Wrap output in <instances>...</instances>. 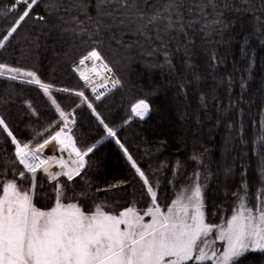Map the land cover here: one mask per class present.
<instances>
[{"label":"trees","instance_id":"trees-1","mask_svg":"<svg viewBox=\"0 0 264 264\" xmlns=\"http://www.w3.org/2000/svg\"><path fill=\"white\" fill-rule=\"evenodd\" d=\"M47 2L39 0L32 12V16H45L47 23L28 18L14 38L0 48V63L34 70L42 81L54 86L52 94L61 106L65 110L75 108L74 131L81 145L94 143L106 134L78 97L57 89L84 90L73 63L85 48L100 39L103 55L122 84L99 102L86 94L105 122L116 128L119 139L150 180L154 184L159 181V202L169 203L199 167L201 177H210L205 196L207 219L219 223L221 217L231 215L235 199L232 192L241 180V165L247 170L249 196L255 198L260 165L255 144L264 115V0H216L215 11L208 5L202 12L199 6L207 0H178L184 31H161L166 48L156 38L155 28L150 25L144 34L138 33L139 21L133 15H124L123 10L108 8L112 15L103 17L97 35L95 0L88 9L92 20L75 7L69 9L72 0H56L58 7L50 13L44 7ZM136 2L140 10L151 15L166 0ZM5 3L7 0H0V6ZM217 13L223 25L212 23ZM9 20L0 17V31ZM160 27L163 29V24ZM82 28L85 31L81 32ZM165 50L170 64L165 61ZM213 55L217 59L213 60ZM138 98L149 102L150 114L144 120L132 119L125 124L131 114L130 105ZM25 101H30L32 107ZM0 116L23 140L42 134L57 119L39 87L1 77ZM5 137L0 131V171L7 163L11 178L14 148ZM53 147L46 148L45 154H52ZM200 153L203 162L198 165L192 156ZM86 160L81 175L69 182V196H75L85 208L101 201L119 208L134 198L137 207L145 206L142 182L112 138L103 139ZM229 166L234 176L226 173ZM43 175L38 172V176ZM120 180L127 183L105 188ZM169 181L179 183L174 187ZM45 189L51 194L47 184ZM82 192L87 195H78ZM40 199L37 206L44 202L43 194ZM214 205L216 214L211 215ZM241 264H264V253H251Z\"/></svg>","mask_w":264,"mask_h":264},{"label":"snow or ice","instance_id":"snow-or-ice-1","mask_svg":"<svg viewBox=\"0 0 264 264\" xmlns=\"http://www.w3.org/2000/svg\"><path fill=\"white\" fill-rule=\"evenodd\" d=\"M91 3L92 0H72L69 9L75 7L92 20L88 15ZM37 5L38 0H7L0 6V17L5 20L11 17L6 28L0 31V48H4L14 38L28 18L47 23L43 15L32 16ZM208 5L214 11L218 7L216 0H207V4L199 6L200 11ZM44 7L50 13L58 4L56 0H48ZM110 7L123 10L124 15L135 16L139 21L138 33L144 34L150 25L155 28L156 38L162 48H166V42L161 31L165 34L174 29L184 31L180 11L182 5L178 0H166L151 15L140 10L136 0H95L97 35L104 23L103 17L112 15L107 11ZM219 17L220 13H217V19L212 23L223 25L224 21ZM102 44L103 40L93 41L73 63L84 87L91 89L96 100L105 95L108 85L116 88L122 84L103 55L100 48ZM164 57L170 64L167 50L164 51ZM212 59L217 57L213 55ZM4 76L12 80H26L38 86L50 101L57 119L42 134L38 132L36 137L23 140L14 134L4 117L0 116V131L6 134L5 139L14 148L11 178H8L7 163L0 171V264H241L249 252L264 253V115L260 119L256 137L258 143L255 144L260 165L259 187L254 203L249 202L247 170L241 165V180L236 191L232 192L235 199L231 215L221 217L219 223H214L206 218V183L200 182L202 172L199 167L189 175L188 182L181 184L174 192V198L162 205L158 195L159 181L154 184L150 180L119 139L116 128L105 122L85 91L57 89L73 93L79 98L80 104L87 105L103 127L106 137L113 138L122 150L144 190L141 193L145 205L143 208L137 207L135 198L127 206L119 208L107 201L94 202L85 208L75 196L67 194L71 189L69 182L81 175L87 164L86 158L106 137L81 145L74 131L77 125L75 108L65 110L52 94L54 86L42 81L36 71L0 63V77ZM25 104L32 107L30 101H25ZM149 111V102L138 98L131 103V114L124 123L127 124L133 117L143 118ZM241 142H244L243 136ZM50 145L54 146L52 154H45V149ZM202 158L203 153L192 156L198 165L203 162ZM225 171L235 175L231 166ZM38 172L44 175L38 176ZM61 178L66 179L62 182ZM125 183L120 180L105 188L111 189ZM169 183L175 187L179 182ZM45 184L51 188V194L46 191ZM42 194L44 202L37 206L41 203ZM216 210L217 206L214 205L211 215H215ZM217 242L222 243L218 245Z\"/></svg>","mask_w":264,"mask_h":264},{"label":"rangeland","instance_id":"rangeland-1","mask_svg":"<svg viewBox=\"0 0 264 264\" xmlns=\"http://www.w3.org/2000/svg\"><path fill=\"white\" fill-rule=\"evenodd\" d=\"M39 1V0H38ZM78 74V73H77ZM79 76V75H78ZM1 78H5V79H9V80H12V79H10V78H8L7 76H4V77H1ZM15 81H18V82H22V83H26V84H29V83H27V81L26 80H20V79H17V80H15ZM81 82H82V84H83V86H84V82L81 80ZM30 85H32V84H30ZM34 86H36V85H34ZM36 87H38V86H36ZM117 89V88H116ZM115 88H112L111 87V85H108V89L107 90H105V94H107V95H109L111 92H113L114 90H116ZM84 90H85V94L86 93H88V95H90L91 96V94H90V92H89V90H88V88H86V87H84ZM87 95V94H86ZM86 105V104H85ZM87 106V105H86ZM113 139V138H112ZM115 141V140H114ZM207 177V180H206V182H205V178H204V176L203 177H201V183L203 184V183H206V187H205V196H206V193H207V190H208V187H209V184H210V177H209V174L206 176ZM76 178V177H75ZM250 203H254V198H251L250 197V201H249ZM207 218V217H206ZM147 219V218H146ZM222 242H217V244L219 245V244H221ZM251 253H260V251H255V252H249V253H247L245 256H247V255H249V254H251Z\"/></svg>","mask_w":264,"mask_h":264},{"label":"built area","instance_id":"built-area-1","mask_svg":"<svg viewBox=\"0 0 264 264\" xmlns=\"http://www.w3.org/2000/svg\"><path fill=\"white\" fill-rule=\"evenodd\" d=\"M88 90H89V92H90V94H91L92 99H93L95 102H99V101H101V100L107 95V94H105L104 96H102V97L100 98V100H96V99H95V96L91 93V89L88 88ZM147 116H148V114H146L143 118H139V117H134V118L142 120V119H145Z\"/></svg>","mask_w":264,"mask_h":264},{"label":"crops","instance_id":"crops-1","mask_svg":"<svg viewBox=\"0 0 264 264\" xmlns=\"http://www.w3.org/2000/svg\"><path fill=\"white\" fill-rule=\"evenodd\" d=\"M109 138H111V137H109ZM114 140V139H113Z\"/></svg>","mask_w":264,"mask_h":264},{"label":"water","instance_id":"water-1","mask_svg":"<svg viewBox=\"0 0 264 264\" xmlns=\"http://www.w3.org/2000/svg\"><path fill=\"white\" fill-rule=\"evenodd\" d=\"M121 150V149H120ZM122 151V150H121Z\"/></svg>","mask_w":264,"mask_h":264},{"label":"bare ground","instance_id":"bare-ground-1","mask_svg":"<svg viewBox=\"0 0 264 264\" xmlns=\"http://www.w3.org/2000/svg\"><path fill=\"white\" fill-rule=\"evenodd\" d=\"M66 155V154H65Z\"/></svg>","mask_w":264,"mask_h":264}]
</instances>
